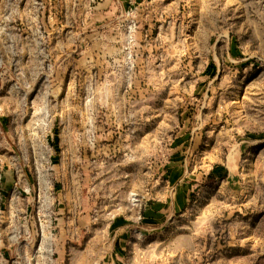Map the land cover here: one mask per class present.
Returning <instances> with one entry per match:
<instances>
[{"label": "rangeland", "instance_id": "obj_1", "mask_svg": "<svg viewBox=\"0 0 264 264\" xmlns=\"http://www.w3.org/2000/svg\"><path fill=\"white\" fill-rule=\"evenodd\" d=\"M0 264H264V0H0Z\"/></svg>", "mask_w": 264, "mask_h": 264}]
</instances>
